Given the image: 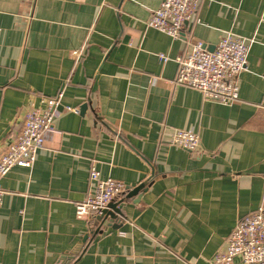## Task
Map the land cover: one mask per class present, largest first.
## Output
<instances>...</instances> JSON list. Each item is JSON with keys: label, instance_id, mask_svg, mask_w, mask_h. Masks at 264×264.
Here are the masks:
<instances>
[{"label": "crops", "instance_id": "crops-1", "mask_svg": "<svg viewBox=\"0 0 264 264\" xmlns=\"http://www.w3.org/2000/svg\"><path fill=\"white\" fill-rule=\"evenodd\" d=\"M162 1L0 0V157L28 112L61 101L34 166L1 181L0 264H208L264 204V0H202L179 39L146 24ZM226 32L251 41L229 106L175 83L192 43ZM93 169L128 187L99 234L76 216Z\"/></svg>", "mask_w": 264, "mask_h": 264}, {"label": "built area", "instance_id": "built-area-1", "mask_svg": "<svg viewBox=\"0 0 264 264\" xmlns=\"http://www.w3.org/2000/svg\"><path fill=\"white\" fill-rule=\"evenodd\" d=\"M202 0H163L147 26L179 39L185 24L198 13ZM251 41L224 33L213 51L196 41L189 52L177 59L178 74L175 83L199 91L206 100L232 105L239 100V78L247 69ZM81 51L76 53L79 58ZM163 61L166 56L160 55ZM46 109L33 110L24 117L23 128L17 139L8 145L0 157V209L5 191L1 181L16 167L32 168L38 152L44 147L48 134L54 132L53 122L61 107L60 97L47 98ZM78 111V110H75ZM170 144L197 154L200 137L193 131L176 130ZM91 179L94 191L76 205L78 219L98 216L128 191L121 181L102 180L93 169ZM208 264H264V204L237 223L227 239V247Z\"/></svg>", "mask_w": 264, "mask_h": 264}, {"label": "water", "instance_id": "water-1", "mask_svg": "<svg viewBox=\"0 0 264 264\" xmlns=\"http://www.w3.org/2000/svg\"><path fill=\"white\" fill-rule=\"evenodd\" d=\"M84 109V108H83ZM148 185L147 182L141 184L139 187L131 190L128 194V197L131 195H134L138 193L139 191H145L146 186ZM118 215H123L122 210L117 208L116 205L112 204L109 208L102 211L100 215L96 217V221L99 223V226L95 229V234L102 233V227L106 224L109 227H112L113 229L118 228L117 225L113 224V221L115 218H117Z\"/></svg>", "mask_w": 264, "mask_h": 264}]
</instances>
